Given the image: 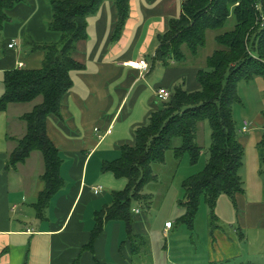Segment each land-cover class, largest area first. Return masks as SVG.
I'll return each mask as SVG.
<instances>
[{"label": "crops", "instance_id": "crops-1", "mask_svg": "<svg viewBox=\"0 0 264 264\" xmlns=\"http://www.w3.org/2000/svg\"><path fill=\"white\" fill-rule=\"evenodd\" d=\"M52 1L56 0H22L7 12L9 21L0 33V98L7 72L41 68L44 53L31 51V44L59 42L60 35L48 29ZM181 3L130 0L128 18L117 39H112L118 15L111 1H105L87 17L86 36L77 42L71 56L82 70L70 74L71 87L61 101L60 116H49L46 122L47 137L62 160L59 175L63 185L41 215L35 207L44 190L41 153L31 152L23 163L9 166L12 151L26 133L21 117L41 98L10 104L0 112V264H135L133 256L140 253V248L133 252L121 221L103 222L91 250L85 248L96 215L109 208L112 193L126 185L124 179L103 172V164L119 159L123 146H133L135 130L160 108L162 102L156 98L159 89L171 92L181 83L190 92L200 88L196 81L199 68L186 65L188 62L168 68L151 65L157 36L179 16ZM12 42L15 46L9 48ZM140 60L146 61V72L127 65ZM241 89L244 94H240ZM263 93L261 78L238 85L244 105V115L236 124L244 150L243 192L235 195L234 204L230 200V211L226 206L219 212L222 196L217 200L216 224L226 225L225 229L218 225L212 228L211 216L206 215L202 261L196 252L185 255L177 251L180 247L172 240L164 247L163 264H264V152L259 146L264 127ZM251 108L254 112L249 119L246 112ZM244 122L249 124L246 133L241 132ZM139 206L132 208L130 235L142 238L146 221ZM196 218L197 214L191 230L186 227L189 232L193 233ZM165 223L163 236L174 238L175 233L169 234L173 225L166 230ZM150 262L153 264L152 257Z\"/></svg>", "mask_w": 264, "mask_h": 264}, {"label": "trees", "instance_id": "trees-1", "mask_svg": "<svg viewBox=\"0 0 264 264\" xmlns=\"http://www.w3.org/2000/svg\"><path fill=\"white\" fill-rule=\"evenodd\" d=\"M105 1H111L117 10L118 20L112 39L119 38L128 18L130 0L52 1L48 29L60 35L59 42L31 44V51L44 53L40 69H17L5 75L0 112L10 104H26L41 98L31 112L21 117L26 133L9 157V166L15 167L31 152L41 153L44 190L35 205L39 215L63 185L59 175L62 160L47 137L46 122L49 116H60L61 101L71 87L70 74L82 70L71 56L77 42L86 36L87 17L95 14ZM21 2L0 0V33L9 21L7 12ZM230 18L234 19L233 29L215 36L218 49L206 58L205 68L196 74L200 88L190 92L182 83L175 86L168 100L150 114L145 125L135 130L133 146H123L119 159L103 164V172L124 179L126 185L123 190L113 192L111 206L96 215L86 250H91L103 222L108 221L125 224L133 252L139 248L137 239L145 242L141 237L130 235L133 203L149 205V196L142 191L155 179L151 165L164 163L170 149L176 160L188 154L191 162L196 163L201 150L195 137L201 122L209 125V159L202 171L182 182L183 197L178 204L184 213L176 223L191 230L203 203L209 210L212 228H217L215 207L218 198L225 195L234 204L235 195L243 192L240 172L244 150L238 140L233 108L242 105L239 83L256 78L264 80V0H182L179 16L171 19L167 31L157 36L158 47L151 65L168 68L172 64H185L187 57L182 47L191 56H196L205 46L206 32L222 29ZM262 116L264 118V111ZM175 139L180 145L173 148ZM259 146L264 152V127ZM262 164L264 167V154Z\"/></svg>", "mask_w": 264, "mask_h": 264}, {"label": "rangeland", "instance_id": "rangeland-1", "mask_svg": "<svg viewBox=\"0 0 264 264\" xmlns=\"http://www.w3.org/2000/svg\"><path fill=\"white\" fill-rule=\"evenodd\" d=\"M233 27L234 19L230 18L222 29L217 31H207L205 46L199 50L194 57L191 56L183 46L182 51L186 55L188 62L186 65L191 64L196 68L204 69L206 58L212 55V53L218 49L214 41L215 36L231 31ZM240 94H244L242 89ZM158 106L161 107V103ZM243 106V104L236 105L233 108V118L237 125H239L244 115ZM248 112L249 113L246 112V114H249L248 118L250 119L254 109L251 108ZM243 124L247 125L249 128V124L246 122ZM242 127L243 125L241 128ZM248 128L246 132L248 131ZM195 143L200 147L201 150L200 156L198 157L196 163L193 164L191 162L188 154H185L179 160H176L173 156L172 149H170L165 154L164 163H155L151 165L152 174L155 179L148 183L142 191V194L149 196L150 203L148 206H145L144 204L139 206L141 215L146 221V235L142 236L145 242L143 241V243L141 240H136L137 245L140 248V253L133 256L135 264H150L151 257L153 258V264L154 262H156V264H163L164 257L166 255V253H164V247L166 248V244L169 245L172 240L175 241L177 246L180 247L179 249L176 247L177 251L179 250L185 255H191L193 253L195 254L196 252L199 261H202V256L200 255H203L204 252V245L201 243V240L204 237V218L206 215H210L209 210L203 203H201L197 213L196 222L194 224L195 229L193 233L189 232L186 226L177 225L176 221L179 218L181 212H183V209L178 204V201L182 200L183 197V190L181 187L182 182L190 176L202 171L209 159L210 131L207 122H201L198 124ZM179 145L180 141L175 139L173 141L172 147H178ZM241 173L243 174L242 169L240 175ZM221 196L222 202H219L221 204H219L218 211L220 212V210H224L226 206L230 211V199H228L225 195ZM135 205L137 204L133 203V206ZM167 220L173 225V229L169 233L170 236L175 233L174 238L172 236L171 239L163 236L164 223ZM217 225L222 229H225L223 227H226V225H221V223L216 224V226ZM178 229H180V232L176 233L175 231ZM189 260H191V258Z\"/></svg>", "mask_w": 264, "mask_h": 264}, {"label": "built area", "instance_id": "built-area-1", "mask_svg": "<svg viewBox=\"0 0 264 264\" xmlns=\"http://www.w3.org/2000/svg\"><path fill=\"white\" fill-rule=\"evenodd\" d=\"M14 46H15V43L12 42L8 47L13 48ZM127 65L129 67H131L132 69H137V70L143 71V72H146L148 70V65H147L145 60H140L136 63H128ZM18 66H19V68H21L22 64H19ZM169 96H170V92L165 90V89H159L156 93V98L160 102L167 101ZM247 128H248L247 125L243 124V127L241 128V132L245 133ZM99 190H100V188L95 190V192H98ZM171 225L172 224L170 222L165 223V229L166 230L170 229Z\"/></svg>", "mask_w": 264, "mask_h": 264}]
</instances>
